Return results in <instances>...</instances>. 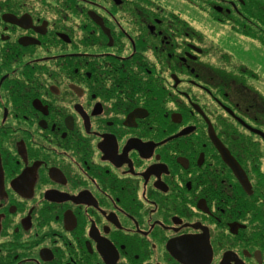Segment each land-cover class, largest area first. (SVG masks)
I'll return each mask as SVG.
<instances>
[{
	"label": "flooded vegetation",
	"instance_id": "obj_1",
	"mask_svg": "<svg viewBox=\"0 0 264 264\" xmlns=\"http://www.w3.org/2000/svg\"><path fill=\"white\" fill-rule=\"evenodd\" d=\"M257 1L0 0V264H264Z\"/></svg>",
	"mask_w": 264,
	"mask_h": 264
},
{
	"label": "trees",
	"instance_id": "obj_2",
	"mask_svg": "<svg viewBox=\"0 0 264 264\" xmlns=\"http://www.w3.org/2000/svg\"><path fill=\"white\" fill-rule=\"evenodd\" d=\"M257 3H258V5H257ZM257 3L254 6L257 7V8H261L264 11V0H259V1H257ZM257 16L259 18V21H255V23L260 25V28L263 27L262 30L264 32V19H262L259 15H257ZM254 39H256V40L259 39L260 40V38H257V37H255ZM262 39L263 40H261L260 44H262L264 46V37Z\"/></svg>",
	"mask_w": 264,
	"mask_h": 264
}]
</instances>
